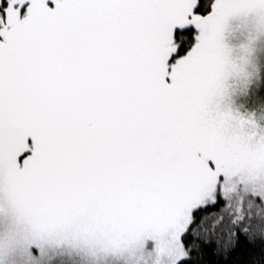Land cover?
Returning a JSON list of instances; mask_svg holds the SVG:
<instances>
[{"label":"snow or ice","instance_id":"snow-or-ice-1","mask_svg":"<svg viewBox=\"0 0 264 264\" xmlns=\"http://www.w3.org/2000/svg\"><path fill=\"white\" fill-rule=\"evenodd\" d=\"M264 0H0V196L46 236L156 264H264V137L213 107L229 18ZM247 255V259H245Z\"/></svg>","mask_w":264,"mask_h":264},{"label":"rangeland","instance_id":"rangeland-1","mask_svg":"<svg viewBox=\"0 0 264 264\" xmlns=\"http://www.w3.org/2000/svg\"><path fill=\"white\" fill-rule=\"evenodd\" d=\"M222 43L228 51L231 70L222 79L213 107L230 113L234 124L243 121L240 131L259 140L264 137V106H256L253 96L259 89L264 67V30L256 29L253 13L237 15L228 19ZM2 200L0 222L6 226L14 221V216L7 199ZM33 256L39 257V264H156L157 259L150 241L143 250L130 245L122 252H112L102 244L71 234L46 236ZM24 259L27 257L23 256Z\"/></svg>","mask_w":264,"mask_h":264},{"label":"clouds","instance_id":"clouds-1","mask_svg":"<svg viewBox=\"0 0 264 264\" xmlns=\"http://www.w3.org/2000/svg\"><path fill=\"white\" fill-rule=\"evenodd\" d=\"M249 13L254 14L256 29L264 30V10H253ZM23 227V224L16 223L15 221H12L6 226L0 222V264H28V258L22 260L23 256L18 252L13 253L8 246L9 233L16 229L22 230ZM31 264H39V257H34L31 260Z\"/></svg>","mask_w":264,"mask_h":264},{"label":"trees","instance_id":"trees-1","mask_svg":"<svg viewBox=\"0 0 264 264\" xmlns=\"http://www.w3.org/2000/svg\"><path fill=\"white\" fill-rule=\"evenodd\" d=\"M253 98L257 101L255 104L256 106H264V67H263V70L261 72V80H260L259 89H258L257 93L255 94V96H253ZM4 199L5 198L3 197V200L2 199H0V200L5 201ZM61 255L63 256L64 252ZM245 259H247V255H245Z\"/></svg>","mask_w":264,"mask_h":264}]
</instances>
